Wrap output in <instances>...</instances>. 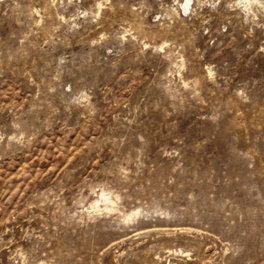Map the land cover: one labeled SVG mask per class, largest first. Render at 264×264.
<instances>
[{
    "label": "rangeland",
    "instance_id": "1",
    "mask_svg": "<svg viewBox=\"0 0 264 264\" xmlns=\"http://www.w3.org/2000/svg\"><path fill=\"white\" fill-rule=\"evenodd\" d=\"M0 264H264V0H0Z\"/></svg>",
    "mask_w": 264,
    "mask_h": 264
},
{
    "label": "bare ground",
    "instance_id": "2",
    "mask_svg": "<svg viewBox=\"0 0 264 264\" xmlns=\"http://www.w3.org/2000/svg\"><path fill=\"white\" fill-rule=\"evenodd\" d=\"M186 5H187V3H186ZM186 5H185V6H186Z\"/></svg>",
    "mask_w": 264,
    "mask_h": 264
}]
</instances>
